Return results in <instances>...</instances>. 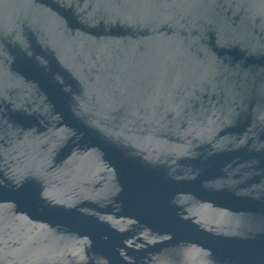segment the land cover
Wrapping results in <instances>:
<instances>
[{
    "label": "water",
    "instance_id": "1",
    "mask_svg": "<svg viewBox=\"0 0 264 264\" xmlns=\"http://www.w3.org/2000/svg\"><path fill=\"white\" fill-rule=\"evenodd\" d=\"M0 264H264V0H0Z\"/></svg>",
    "mask_w": 264,
    "mask_h": 264
}]
</instances>
